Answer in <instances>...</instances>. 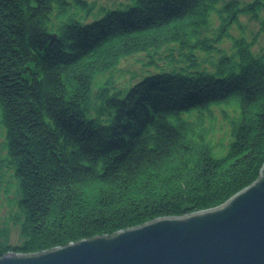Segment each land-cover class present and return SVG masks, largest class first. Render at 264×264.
Here are the masks:
<instances>
[{"label": "trees", "instance_id": "trees-1", "mask_svg": "<svg viewBox=\"0 0 264 264\" xmlns=\"http://www.w3.org/2000/svg\"><path fill=\"white\" fill-rule=\"evenodd\" d=\"M120 5L0 0V125L14 180L0 188L14 187L9 219L22 239L5 236L0 257L210 209L259 177L264 54L252 52L257 35L231 29L249 16L264 31V0ZM135 53L140 79L92 91L97 74ZM214 108L229 126L219 156L204 124Z\"/></svg>", "mask_w": 264, "mask_h": 264}, {"label": "water", "instance_id": "water-1", "mask_svg": "<svg viewBox=\"0 0 264 264\" xmlns=\"http://www.w3.org/2000/svg\"><path fill=\"white\" fill-rule=\"evenodd\" d=\"M0 264H264V163L256 181L224 203L162 217Z\"/></svg>", "mask_w": 264, "mask_h": 264}, {"label": "rangeland", "instance_id": "rangeland-1", "mask_svg": "<svg viewBox=\"0 0 264 264\" xmlns=\"http://www.w3.org/2000/svg\"><path fill=\"white\" fill-rule=\"evenodd\" d=\"M90 2H96V6H104L106 8L112 7H121L126 8L125 4L128 0H89ZM230 0H220L221 3L227 2ZM241 4L249 3L253 0H238ZM131 2V1H129ZM264 16V12L261 14ZM240 23L243 30H240L237 26H233L231 29V33L235 37L244 36L247 41H252V37L257 35V41L252 46V52L255 55L264 54V31H260L259 22L251 19L249 16H241ZM213 24L216 25L218 20L213 15L212 17ZM221 47L225 50L230 48L228 42L223 41ZM143 53H135L132 56L122 59L119 64L111 69L110 71L97 74L92 83V91L95 92L97 89L105 85L106 82H113V87L116 88H125L126 86L132 85L140 76L143 75V66H141V58ZM139 77H133V75ZM133 77V78H132ZM225 113L229 115H234L237 113V109L235 105H230L224 108ZM223 111L219 108H214L213 110V119L207 120L205 119L204 124L205 127H209L210 131L207 135V139L214 146L213 154L214 156H219L224 153L226 148H223V142L226 143L225 138L228 132V124L225 118L223 117ZM219 144H222L221 147ZM5 149L3 147V130L0 125V183L2 186L6 185L5 180H9L11 184L14 185L12 172L9 168L6 167L5 159ZM14 196V187L10 188L8 193H5L2 188H0V241L5 239V236L8 238V244L16 245L22 239L19 233V225L11 222L9 219L12 214L16 213L14 210V204L10 200ZM1 258V257H0Z\"/></svg>", "mask_w": 264, "mask_h": 264}]
</instances>
